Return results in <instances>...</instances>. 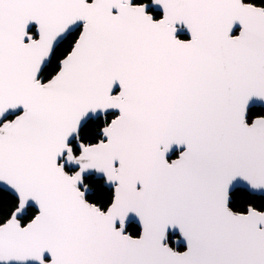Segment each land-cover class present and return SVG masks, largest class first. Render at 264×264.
<instances>
[{
  "label": "snow or ice",
  "instance_id": "snow-or-ice-1",
  "mask_svg": "<svg viewBox=\"0 0 264 264\" xmlns=\"http://www.w3.org/2000/svg\"><path fill=\"white\" fill-rule=\"evenodd\" d=\"M0 264H264V0H0Z\"/></svg>",
  "mask_w": 264,
  "mask_h": 264
}]
</instances>
